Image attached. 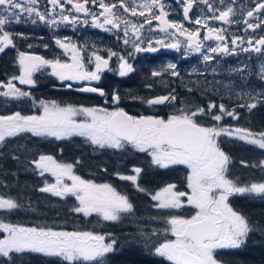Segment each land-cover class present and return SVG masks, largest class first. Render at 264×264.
<instances>
[{
	"label": "snow or ice",
	"instance_id": "1",
	"mask_svg": "<svg viewBox=\"0 0 264 264\" xmlns=\"http://www.w3.org/2000/svg\"><path fill=\"white\" fill-rule=\"evenodd\" d=\"M47 2L52 6L51 10L41 12L39 0H0V52L9 46H15L12 33L5 30V25L13 20L19 23L23 14L54 26L58 23L55 18L57 15L60 17L59 23H77L78 17L71 14L72 12L91 16L93 26L105 31L112 29L119 31L123 24V43L126 46L131 44L134 50L129 56L139 52L157 51L152 41H148V47L142 46L144 41L141 30L144 24L151 25L153 20L159 22V31L174 41L168 43L158 39L155 41L157 46L179 50L183 44L186 46V51L201 52L204 47L203 41H217L215 47H208L207 52L210 54L202 53L204 61H210L213 58L211 54L234 52L239 47L238 41L244 43L243 38L233 37L231 40L233 48L230 50L224 29L210 26L207 19L191 20L189 12L194 0H177V3L183 6L184 19L200 26L194 30L185 28L183 23L167 19L169 12L165 11L163 0H119L118 5L115 2L108 3L106 0H47ZM199 2L207 5L208 10L213 13L209 19L224 24L233 22L230 20L234 14L231 6L221 10L213 7L210 0H199ZM89 3L98 5L102 11L99 13L90 11L87 7ZM221 3L223 4V0ZM65 5H71V9L66 8ZM117 7L123 9L124 13L130 12L132 16L145 17L143 23L137 25L126 17L118 15ZM56 8L60 9V13H56ZM65 12L69 14L66 15ZM260 13H264V0H255V7L247 11L243 20L247 26L246 30H255L261 26L260 23L254 24L248 19ZM101 17L103 22H100ZM32 22L36 23V19H32ZM109 25L110 28L106 27ZM202 28L207 29L203 41L200 39ZM180 36L184 37L183 42L179 39ZM55 43L66 55L71 53V63L62 62L59 58L50 60L39 55L19 52L20 74L6 82L0 81V96L15 99L30 97V93L19 88L14 81H18L21 85H34L36 81L33 79V73L45 66L50 67L51 75L62 82L100 81L101 73L104 71H114L121 77L134 71L125 56L118 55L111 49H107V58L93 51L87 64H94V68L89 69L77 45L70 41L66 43L61 39H56ZM247 44L248 47L243 48L242 51L264 53V36L258 39L249 38ZM113 57L118 60L116 69L110 66ZM175 68V64H168L165 70L172 69L171 75L178 76L179 73ZM160 75L161 72H152L154 77ZM261 79H264V66L261 67ZM64 86L72 88L73 85ZM78 90L107 97L104 89L98 87L85 86ZM243 95L251 102L240 104L239 107H246L249 110L257 106L259 98L264 97V93ZM133 98L140 99L149 107L173 103L176 100L173 93L146 100L143 97ZM120 100V95L114 91L111 101L117 107L111 111L103 107H76L71 104L61 106L54 100H40L38 115H22L20 112H15L12 115L0 116V144H3L6 138L21 133H31L36 137H53L56 140L78 135L100 148L123 149L131 146L139 152H146L151 156V163L160 168H168L170 165L186 166L189 170L187 175L189 192L179 191L175 184L169 183L153 194L138 183V177L142 172L140 167H133L131 175L120 173L116 175L120 180L130 181L137 191L149 195L155 202L152 206L156 209L171 212V210H180L186 205L194 209V214L190 217L170 214L163 218L167 225L163 229L154 228L150 233L140 230L139 236L145 247L153 245L154 255L164 258L169 264H223V261L217 259V251L241 248L246 243L249 233L254 230L248 219L230 206L229 197L253 194L264 197V181L240 184L239 180L229 179L226 172L230 157L221 151L216 138L222 134L235 136L239 140L264 149V132L253 133L241 127H220L219 123L224 116L234 120L239 118L235 110H228L224 104L218 106L219 113L214 112L217 105L210 102L207 108L182 107L178 110L179 114H170L167 119H163L129 115L123 108L118 107ZM33 103H36L35 100ZM205 115L210 116L216 124L209 127L200 123L197 117ZM78 116H83L84 119L78 121L76 119ZM32 163L39 175L43 176L44 173L49 172L56 178L54 184L46 181L45 186L39 190L62 198L67 195L74 196L78 206L72 210L76 213H82L85 217L95 213L104 221H118L121 219V214L133 213L134 206L126 194H121L109 183L97 184L82 179L73 173L71 163H59L51 155H40ZM252 166L264 169V160L259 165ZM65 177L71 181V184L65 182ZM18 207L19 204L13 198L0 196V210L12 211ZM150 219L156 220L160 217ZM0 233H3L0 236V257L11 259L12 253L29 251L57 257L64 264H105L106 255L115 251L117 243L111 238V234L106 237L92 231H56L45 227H25L6 223L3 220H0ZM161 235L165 237L162 242L157 243L152 240V237ZM169 235L173 238H168Z\"/></svg>",
	"mask_w": 264,
	"mask_h": 264
},
{
	"label": "flooded vegetation",
	"instance_id": "2",
	"mask_svg": "<svg viewBox=\"0 0 264 264\" xmlns=\"http://www.w3.org/2000/svg\"><path fill=\"white\" fill-rule=\"evenodd\" d=\"M106 2L119 4V0H106ZM163 3L166 6L165 11L169 12L167 19L183 23L184 27L189 30L200 27L184 19L183 6L181 3H177V0H163ZM210 3L213 7L221 10H225L231 6L234 9V14L230 17V20L233 22L224 24L221 21L209 19L213 16V13L208 10L207 5L200 3L199 0H194L193 7L190 9L189 16L191 20L194 21L197 18L202 20L207 19L210 26L224 29L230 50L233 48L231 44L233 37H241L244 40L242 44L238 41L239 47L234 52L230 51L229 54H211L213 58L210 61H204L202 53L210 54L207 52L208 47H215L218 42L215 40L203 41V35L207 31L204 28L201 29L200 36L204 44L201 52L186 51V46L183 44L177 50L155 44V41L158 39L165 40L168 43L174 41L172 38L167 37L165 33L160 32L159 22L153 20L151 25L144 24L141 30V36L144 41L142 46L146 48L148 47V41H152L153 46L157 47V51L139 52L129 56V53H133L134 50L131 44L126 46L123 43V24H121L119 31L116 29L105 31L102 28L93 26L91 16L72 12L71 14L78 17L77 23H59L60 17L57 15L55 18L58 23L54 26H49L44 22H40L38 18H29L27 14H23L19 23L13 20L5 25V30L12 33L15 46H9L3 52H0V81L6 82L11 77L20 74L18 64L19 52H24L28 55H39L50 60L59 58L62 62L71 63V53L66 55L64 50L56 45V39L64 40L66 43L70 41L72 44L77 45L78 49H81L80 55L89 69L94 68V64H87V60L93 51H97L98 54L107 58V49H111L117 52L118 55L125 56L128 62L132 64L134 71L124 77L119 76L114 71H104L101 73L100 81L62 82L57 77L51 75L52 69L50 67L45 66L40 71L33 73V79L36 81L34 85H21L18 81H14L23 91L29 92L30 97L15 99L0 96V116L12 115L15 112H20L22 115H38L40 114V100H54L61 106L71 104L76 107H103L111 111L117 107L111 101V95L114 91L118 92L121 97L118 107L123 108L127 113H131L130 96L135 97L140 95L145 98H153L173 93L176 96L175 102L188 104L186 107L193 109L196 106L206 105V103L213 101L216 102L217 106L219 105L217 101L225 102L229 107H233L236 110L239 118L234 120L224 116L220 121L222 124L229 126L240 125L242 128L249 129L253 133L264 132V97L258 99L257 106L254 109L249 110L246 107H239L240 104L251 102L243 94L251 93L257 95L264 93V79H261V67L264 66V53L242 51L243 48L248 47L247 41L249 38L258 39L264 36V13L248 18L254 24L260 23L261 26L259 28L246 30L247 26L243 23V20L246 18L247 11L255 7V0H223V4L221 0H210ZM65 7L71 9V5H65ZM87 7L95 13L102 11L98 5L91 3ZM51 8L52 6L48 4L47 0H39V10L41 12L50 11ZM55 11L56 13H60L59 8H56ZM116 13L126 17L137 25L142 24L145 19V17L139 15L132 16L130 12L124 13L123 9L119 7L116 9ZM65 14L69 13L65 12ZM216 14L218 15V12ZM32 19H36V23H33ZM85 20L88 22L84 23ZM100 22H103L102 17L100 18ZM106 27L110 28L111 26ZM65 38L68 39L65 40ZM179 39L182 42L184 41V37L182 36ZM168 64L176 65L175 71L179 73L178 76L171 75L172 69L165 70ZM110 66L113 69L118 67L116 57L110 60ZM153 71L161 72L162 75L154 77L152 76ZM141 82H148L151 87L146 89L132 88L134 84ZM65 84H72L73 86L72 88H67L64 86ZM85 86L102 88L107 93V97H101L98 93L81 92L78 90ZM219 88L221 92L218 95ZM105 99H107V102H105ZM33 100H35V104ZM171 104L159 106L168 108ZM173 108L177 109V105H174ZM131 114L132 116H136L134 113ZM160 118L167 119L166 115H162ZM210 118L207 115L197 117L198 121L204 126H206L205 123L216 124ZM76 119L79 121L83 120L84 117L78 116ZM216 141L221 151L230 158L234 156L237 159L235 163L238 167H235V173L236 179L239 180L240 184L248 181H264V169L259 166H252L259 165L264 149L239 140L235 136L225 134L217 137ZM90 143L85 137L78 135L56 140L53 137H36L31 133H21L15 137L6 138L5 142L0 144V196L7 198L8 194L12 193V191L19 190V194L13 197L14 200L17 198L21 199V196L26 193L34 200L32 191L34 190L35 183L39 180L41 181L37 187L40 189L45 186L46 181L48 183L53 180L51 173L46 172L41 176L38 170L35 169L32 161L38 159L40 155L55 156L58 160H61L60 163L69 162L71 164L73 163V159L79 161L89 158H106L109 167L105 168L103 166V171L107 173L101 178L102 181L97 174V167H94L91 181L97 184L109 183L121 194L122 192L127 194L134 206L133 213L121 214V219L131 217L128 221L129 224L144 225L147 219V216L144 215L147 213L146 204L152 206L154 201L151 200L149 195L146 197L145 193L137 191L130 181L120 180L116 174L125 175L124 173L127 174L126 171H130V168L121 170L116 168L115 164L117 161H120L122 164H128L131 156L139 159L144 158L146 152H134L128 148L130 146H126L123 149L105 147L102 148L100 153H96L94 149L99 152L100 147ZM253 150H257L255 152L257 158L252 157ZM108 152L111 157L114 156L113 163L111 162V158L105 154ZM121 156L125 157V161L119 159ZM146 165L150 172L148 177L146 176ZM140 167L142 172L138 177V183L141 187L147 189V183L149 182L152 185L151 183L159 180V177L154 173L155 167L147 164V162L141 163ZM168 168H179L185 173L186 177V166L170 165ZM75 175L84 179L80 169L76 171ZM175 175H177V172L172 171L171 176ZM64 179L66 183L71 184V181L66 177ZM24 181L28 182V184L26 182L23 184ZM169 183L174 184L167 181L156 184L152 187L153 193L163 185L166 186ZM51 195V193L43 192L45 199H48ZM61 201H70L75 205L74 207L78 203L74 196ZM16 202L19 203L20 201L17 199ZM228 202L234 210L239 211L248 219L254 230L249 233L246 243L241 248L218 250V260L223 261V264H246L249 261H255V259H264V197L254 194L233 195L229 197ZM186 207L194 214L191 206L186 205ZM21 213L18 208L12 211L0 210V218L8 222L11 219L17 221L18 218H21L20 221H24ZM77 214L82 215L79 216L81 219L85 218L82 213ZM92 216L98 230L101 229L99 227L100 223H105L110 227L113 224V221H104L95 213ZM43 222L49 223L50 218L43 220ZM256 224L259 226L260 232L257 231ZM149 255L160 259L162 262L166 261L164 258L154 255L153 251Z\"/></svg>",
	"mask_w": 264,
	"mask_h": 264
},
{
	"label": "trees",
	"instance_id": "3",
	"mask_svg": "<svg viewBox=\"0 0 264 264\" xmlns=\"http://www.w3.org/2000/svg\"><path fill=\"white\" fill-rule=\"evenodd\" d=\"M119 159L125 161V157L121 156L119 157ZM73 164L82 171V175L84 176H87L86 174L88 173H91L93 176L94 167H97L98 168L97 174L101 178H103V176L107 173L106 171H103V166L105 168L109 167L106 158H102V159L89 158V159H81L79 161L73 159ZM93 165L95 166L93 167ZM234 168L235 166L233 167V172H234ZM172 171L174 170H170L169 175H166L163 181L172 182L173 179L175 178L180 182V184H182L183 183L182 177H184V175L181 172H179L177 175L171 176ZM231 176L235 177L233 173L231 174ZM25 182L26 181H24L23 184ZM40 182L41 181L39 180L37 181V183H35L34 190L32 191L34 200H32V198L28 196L27 193L25 195H22L21 199L17 198L20 201L18 203L19 204L18 209L20 212H22L21 215L23 219L26 221L32 220L33 222H36L35 225H37L38 220H46L48 218L63 219L65 217H68L70 214L72 215L74 212L72 209L74 208L75 205H73V203L70 201L62 202L59 197L53 195H51L48 199H45L43 196V192H41L37 188L40 185ZM26 184H28V182H26ZM147 186L150 187L149 182L147 183ZM25 191L27 192V190ZM18 194H19V190L12 191V193L8 194L7 198L9 197L13 198ZM17 199L15 201H17ZM146 209H147L146 214L155 213L153 207L149 204H146ZM72 217H77V213L74 212V215H72ZM18 220L20 221L21 218H18ZM67 220L69 222H73L74 226L76 225L74 221L70 219ZM122 220H124V218L113 222L111 227L107 226V228L101 229L102 234H107V235L111 234V238H114L117 241L116 243L117 245H119L120 243L127 242L123 247L122 251L107 256V261L105 264H169L164 261L162 262L158 258H154L150 256L149 251L144 250L145 245L143 244L144 242L140 241L139 232L142 229L143 231L150 233L151 231L149 227H147L149 231L142 228L140 224L133 225L127 223L123 227H120L124 223V221L122 222ZM80 221L81 222H80L79 231L88 230V231L96 232V229L94 230L92 225L93 224L92 216H89L88 218L85 217ZM154 238H156V236H154ZM58 263L64 264V262L60 263L58 260L54 258H50L49 260H47L39 253H31V252L12 253L11 259L0 257V264H58ZM246 264H264V259H258V260L255 259V261H249V263Z\"/></svg>",
	"mask_w": 264,
	"mask_h": 264
},
{
	"label": "rangeland",
	"instance_id": "4",
	"mask_svg": "<svg viewBox=\"0 0 264 264\" xmlns=\"http://www.w3.org/2000/svg\"><path fill=\"white\" fill-rule=\"evenodd\" d=\"M148 85H149V83L148 82H141V83H136V84H134L133 86H132V88L133 89H136V88H148ZM220 92H221V89L219 88V91H218V95L220 94ZM135 97H142V96H140V95H138V96H135ZM145 100L146 99H148V98H145V97H143ZM220 98V97H219ZM221 99V98H220ZM218 102V104L220 105V104H224L227 108H228V110H235V109H233V107H229V105L227 104V103H225V102H222V101H217ZM211 103H215L216 104V102H211ZM209 103H206V105H202V106H200V107H204V108H207V105H208ZM174 105H177V109L176 108H173L174 107ZM180 105H182V106H180ZM188 104H182L181 102H178V101H176L175 103L173 102L172 104H171V106H168V108H165V107H163V106H159V105H155V106H151V107H149L146 103H142L141 102V100L140 99H134L132 96H130V109H132V111H131V113H134V114H136V116L137 117H139L140 115H145V116H154V117H161L162 115H166V117L168 118V116L170 115V114H178V110L179 109H181L182 107H186ZM218 105V106H219ZM217 106V108L214 110V112H217V113H219V107ZM235 112H236V110H235ZM237 113V112H236ZM238 114V113H237ZM238 116H239V114H238ZM225 117H228V118H231V117H229V116H225ZM211 119V118H210ZM212 120V119H211ZM202 122V121H201ZM206 124V126H213V125H215V124H211V123H205ZM219 126L220 127H232V128H235V127H241L242 128V126H240V125H226V124H222L221 122L219 123ZM91 144V143H90ZM131 151H134V152H137V150H135V149H133L131 146L130 147H128ZM101 150H102V148H100V150H99V152L98 151H96L95 149H94V151L96 152V153H100L101 152ZM257 150H253L252 151V153H253V156L252 157H254V158H257V155L255 154V152H256ZM264 151V150H263ZM143 153H145V152H143ZM106 154V156H108L109 158H111V162H112V160H113V157L114 156H110L109 155V152L108 153H105ZM146 154V156L144 157V158H135V157H130L131 159H130V161H129V163L128 164H122V163H120V161H117V163L115 164L116 165V168H118V169H124V168H130V171L129 170H127L126 172H127V174L128 175H131V174H133L132 173V168L133 167H140V165H141V163H145V162H148V164L149 165H151L152 167H156V168H158L159 170H162L163 171V169H161L160 167H158V166H156V165H153L152 163H151V156L150 155H148L147 153H145ZM57 162H59L60 163V161L61 160H58V158L57 157H55V156H52ZM260 160L262 161V160H264V154H263V157H261L260 158ZM261 161H259V164H260V162ZM113 163V162H112ZM118 165H119V167H118ZM95 165H93V167H94ZM141 168V167H140ZM166 170H168L169 168H165ZM186 170V172H187V174H186V177H183L182 178V181H183V186H184V188L183 189H185V190H181L180 189V182L177 180V181H174L173 183L177 186V190H179V191H185V192H189L190 190L187 188V175H188V169H185ZM124 173V172H123ZM125 175H127L126 173H124ZM148 173L146 172V176L148 177ZM161 178H164V177H161ZM52 181H49L48 183L49 184H54L55 183V177L54 176H52ZM257 182V181H256ZM162 187H164V185L162 186ZM161 187V188H162ZM187 189V190H186ZM122 194H125V193H123L122 192ZM154 194V193H153ZM127 195V194H126ZM144 197H145V194H144ZM146 197H148V195H146ZM185 200H186V197L184 198ZM142 202V201H141ZM155 203V202H154ZM76 206H78V203L76 204ZM32 209V208H31ZM192 209V208H191ZM144 210V209H143ZM153 210L155 211V213L154 214H144V215H146L147 217V219H146V222L144 223V225H142V224H140L141 226H142V228H144V229H146V230H148L147 229V227H149L150 228V231H152V229H163V228H165V227H167V225L164 223V219L163 218H166L168 215H170V214H176V215H184V217H189V216H185V214H187V213H185V212H183V213H181V211H184L185 210V207L184 208H182V209H180V210H171V212L169 211V210H159V209H156V208H154L153 207ZM194 210V209H193ZM153 215V216H152ZM151 217H160V219H156V220H152V219H150ZM131 219V217L129 218V217H124V220H122V222L124 221V223L120 226V227H123L124 225H126L127 223H128V221ZM134 219H136V217H134ZM0 220H2L1 218H0ZM4 221V220H3ZM4 222H6V223H11V224H17V225H21V226H25V227H45V228H51V229H53V230H56V231H76V229H73V227H74V223L73 222H69L68 220L67 221H58V222H55V223H42V224H40L39 226H36V225H32V224H18V223H15V222H8V221H4ZM66 223H67V227L65 226L66 225ZM52 225H53V228H52ZM134 225V224H133ZM136 225V224H135ZM256 228H258L257 229V231L258 232H260V228H259V226L256 224ZM149 231V230H148ZM3 235V233H0V236H2ZM103 235H106V237L108 236L107 234H103ZM165 237H163L161 240H163ZM168 238H173V237H171L170 235L168 236ZM152 240L154 241V242H156V239L154 238V237H152ZM140 241H142L143 242V240L141 239V237H140ZM127 242H124V243H122L121 245H124L125 246V244H126ZM144 244V243H143ZM145 245V244H144ZM151 248H153V245H149ZM148 246V247H149ZM148 247H146V248H148ZM121 248L123 249V247L121 246ZM146 248H144V250H146ZM117 250H119V248H117ZM147 251V250H146ZM59 259V258H58Z\"/></svg>",
	"mask_w": 264,
	"mask_h": 264
}]
</instances>
